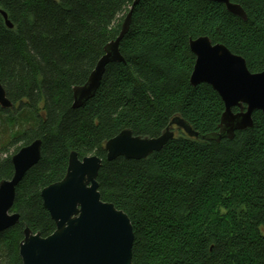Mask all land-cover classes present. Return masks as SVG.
Segmentation results:
<instances>
[{
    "label": "trees",
    "instance_id": "16d2710c",
    "mask_svg": "<svg viewBox=\"0 0 264 264\" xmlns=\"http://www.w3.org/2000/svg\"><path fill=\"white\" fill-rule=\"evenodd\" d=\"M134 1L0 0V85L13 105L0 108V181L13 176V154L41 141V159L16 188L19 223L0 233V264H22L25 228L54 232L40 193L64 177L71 152L102 160L99 192L131 221L132 264H264L262 114L214 140L224 104L210 86H191L189 49L208 37L264 71V0H230L246 20L207 0H138L119 46L124 61L106 66L94 97L74 109L73 88L88 81ZM176 117L198 137L173 128L146 159L106 160L120 132L158 138Z\"/></svg>",
    "mask_w": 264,
    "mask_h": 264
},
{
    "label": "water",
    "instance_id": "95a60500",
    "mask_svg": "<svg viewBox=\"0 0 264 264\" xmlns=\"http://www.w3.org/2000/svg\"><path fill=\"white\" fill-rule=\"evenodd\" d=\"M219 3L226 10L246 20L244 10L230 0H207ZM126 15L118 37L107 44L104 55L96 64L88 81L73 88L74 109L83 106L94 97L106 66L123 62L119 46L128 32L132 11ZM6 26L12 24L1 12ZM189 49L195 57L190 84L210 86L221 98L225 111L214 140L232 139L237 131L253 127V114L260 112L264 120V71L252 73L246 61L231 53L222 44H213L208 37L189 41ZM12 103L0 85V108L11 109ZM238 108L234 113L233 109ZM176 128L191 138L198 134L181 118H174L170 127L158 138L134 136L124 130L105 144L106 160L146 159L159 152L173 139ZM41 159V141L35 140L22 147L11 157L13 176L0 181V233L19 223V214L13 213L16 188L25 174ZM102 160L93 155L82 159L71 152L64 177L44 189L40 195L43 207L55 224V230L47 237L34 234L29 228L23 231L19 243L22 264H132L134 231L129 217L112 203L104 202L99 192L97 178Z\"/></svg>",
    "mask_w": 264,
    "mask_h": 264
},
{
    "label": "rangeland",
    "instance_id": "374dc122",
    "mask_svg": "<svg viewBox=\"0 0 264 264\" xmlns=\"http://www.w3.org/2000/svg\"><path fill=\"white\" fill-rule=\"evenodd\" d=\"M175 132H176V130H175ZM14 153V150L12 149L11 151H10V153L9 154H13ZM14 155V154H13Z\"/></svg>",
    "mask_w": 264,
    "mask_h": 264
}]
</instances>
